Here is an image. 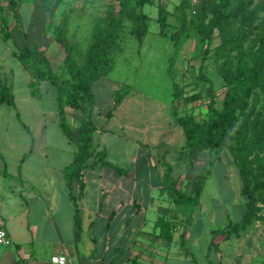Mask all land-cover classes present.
Masks as SVG:
<instances>
[{"label": "crops", "instance_id": "1", "mask_svg": "<svg viewBox=\"0 0 264 264\" xmlns=\"http://www.w3.org/2000/svg\"><path fill=\"white\" fill-rule=\"evenodd\" d=\"M49 29L51 32L52 26L36 6V0H0V216L11 239L6 220L11 204L24 216L31 212H39V219L50 216L53 220L57 216L70 229L68 239L61 241L60 252L66 254V241L78 240L75 209L64 176L76 148L63 131L62 123L68 122V115H74L73 121L81 116H76L71 108L65 116L60 113L56 88L43 87L48 86V81L42 82L41 95H33L34 79L16 56L18 49L28 44L48 48L45 41L49 38ZM4 86L13 97L12 103L1 97ZM97 87L106 86L96 82V101ZM46 94H50L47 99ZM98 101L106 106L101 109L97 104L93 116L95 123L97 113L102 118L96 123L95 145L106 149L108 159L124 165L129 173L119 174L113 168L102 166L84 172L85 189L80 200L82 233L90 231L101 220L102 232L96 228L93 235L96 238L103 235L105 242L86 245L85 252L76 246L70 249L79 259L77 264H85L89 257L91 264H216L215 259L223 254L220 252L225 240L220 238L218 250L208 252L212 230L210 237L202 239L200 234H195L194 224L184 230L179 225L180 229L177 226L169 240L156 226L160 217L179 224L187 217L164 185V162L174 165L173 175L179 178V188L196 179L185 175L192 166H188L183 152L185 137L176 138L181 135L182 127L179 129L172 116L170 102L144 94L127 95L113 115L107 117L112 100L99 94ZM119 115L122 118L118 121ZM74 136L79 138L80 134L74 132ZM116 142L120 143L119 149H115ZM114 149L118 154L112 158ZM201 203L202 197L198 206ZM137 221V226L131 228ZM33 227L37 232L38 226ZM20 235L19 231L14 234L17 242ZM29 259V256L24 259L28 260L26 264H33ZM49 262L50 259L42 264Z\"/></svg>", "mask_w": 264, "mask_h": 264}, {"label": "rangeland", "instance_id": "2", "mask_svg": "<svg viewBox=\"0 0 264 264\" xmlns=\"http://www.w3.org/2000/svg\"><path fill=\"white\" fill-rule=\"evenodd\" d=\"M119 1L36 0V6L45 15L46 21L51 26L60 21L65 10L73 8L72 11L70 10L67 37L72 43H77L78 54L76 59L79 64H82L92 40L95 23L105 15L111 4L119 5ZM219 2L220 0H151L150 3L142 6L137 1H133L135 13L143 10L148 15L149 31L144 41L139 43L135 33L132 32V19L129 18L125 21L117 41L118 44L113 50L115 52L113 70L109 75L103 77V80L97 81V85L106 86L97 87L99 89L97 91V104L100 108H105L106 105L98 101V95L100 94L102 98H106L108 101L112 100L111 105L113 106L114 92L119 89L127 92L128 95L144 94L170 102L174 95V81L184 83L183 79L186 82L196 79L197 69L201 63L199 54L203 43L195 25L199 21V13L205 7ZM238 2L243 4V9L229 27L226 39L222 41L220 34L218 32L215 34L214 45L219 47V60L206 67L209 75L214 80L215 87L221 93L225 91L226 87H239V89L244 87L242 80L229 85L221 75L220 68L225 61H228L231 70L236 68L238 64L236 45L241 36H245L244 48L252 49L255 52L260 48L262 39H264V0H231V5L234 6ZM159 7L164 8L163 12H159ZM204 15L207 17L206 22H208L209 11L206 10ZM48 34L49 38L45 41V43H48L45 46L49 49L54 71L60 79L67 81L70 76L64 64V48L54 40L52 30L50 32L49 29ZM176 38L179 40L177 46L174 43ZM172 59L173 67L172 72H170ZM46 85L48 86H42L50 87L52 84L47 82ZM94 87H96V83ZM206 87L207 84L201 83L202 90ZM49 97L50 94H46L45 98ZM250 101L257 103L258 110H264V107H262L264 106V79L256 88ZM219 106H221V103H219ZM179 108L181 111L184 110L183 103H180ZM85 112H87V108L76 111L78 114L76 116H81L80 118L76 117V121H73L74 115H68V122L78 125L85 117ZM196 112L200 117L205 116L207 107L201 104ZM237 113L242 118L243 112L240 108L237 109ZM121 118L122 116L119 115L118 121ZM95 119L97 124L101 122L102 118H100L99 113L95 115ZM179 127L181 129V126ZM180 131L181 135L176 138L183 140L185 137L183 129ZM97 135L96 141H98ZM230 142L233 143L232 140ZM115 146V149H119L120 143L116 142ZM115 149L111 153L112 158L117 157L118 151ZM132 149L134 150V146ZM203 152H196L194 157L197 164L188 168L185 173L189 178L197 176L204 159ZM252 174L264 178V151L258 154L253 163ZM154 179L157 180L156 173ZM188 184L183 189L193 193L194 182L190 181ZM241 188L242 180L237 162L230 149L226 148L223 150L212 176L207 181L202 194V203L195 208L193 220L189 223L183 220L184 223L179 224L181 229H187L189 225L194 224L193 228L197 232L195 234H200L203 239L208 238V234L212 229L225 227L231 221L240 220L245 210V198L241 193ZM257 194L259 198L258 205L260 206L259 215L264 217V189L259 190ZM18 214L20 212L14 209V204H11L10 214L6 215V220L9 223L8 230L13 238V243L1 251L0 264H26L28 260L24 259L28 256L30 257L29 261L31 260L33 264H42V262L49 260L53 253L60 252L61 241L67 240V233L70 232L66 225L63 226L65 224L63 221H60L57 216L53 220L50 219V216L47 219L45 217L39 219L41 215L39 212H31L25 216ZM172 223H175V221L172 220ZM137 224L138 221L137 223L133 222L130 227L133 228L134 226L135 228ZM33 225L38 226L37 232ZM101 227L102 221L98 220L95 227L90 231H83L76 242L69 243V241H66V244H68L66 254L72 264H77L79 259L69 251L70 249L76 246L79 249L83 248L85 252L86 245L103 244L105 242L103 235H99L97 238L93 235V230L96 228L99 232H102ZM18 231L21 235L17 242L14 234ZM222 252L223 254H220L219 259H215L216 254L213 253L216 264H264V220L254 221L247 229L241 230L238 235H232L225 240L221 246L220 253ZM197 254L201 253L197 252ZM4 255L7 256L1 262ZM90 258L85 260V264H91ZM199 260L203 261L201 258Z\"/></svg>", "mask_w": 264, "mask_h": 264}, {"label": "trees", "instance_id": "3", "mask_svg": "<svg viewBox=\"0 0 264 264\" xmlns=\"http://www.w3.org/2000/svg\"><path fill=\"white\" fill-rule=\"evenodd\" d=\"M133 1H137L142 6L151 2V0H120L119 5L111 4L105 15L94 25L92 40L82 64L76 59L77 43H72L67 37L70 10L72 11L73 8L62 13L60 21L52 26V34L54 40L65 51L64 64L70 76L67 81L60 79L54 71L48 48L38 44H28L16 52L17 58L34 79L31 83L33 95H41V84L48 81L57 90L59 111L64 116L69 108L74 111L87 108L85 117L78 125L73 127L66 120L62 123L63 131L76 148L73 161L65 168L64 176L75 209L77 236L81 235L83 230L80 200L85 189L84 172L89 168L102 166L113 168L119 174L129 173L128 168L108 159L106 149L96 147L94 135L97 125L93 116L97 109L94 84L113 70L115 59L113 50L118 44L125 21L132 19V32L135 33L139 43L144 41L149 31L148 15L143 10L135 13ZM242 9L241 2L232 6L231 0H220L218 4L205 7L199 13V21L195 28L203 46L199 54L201 63L197 69V77L190 82H186L185 79H183L184 83L174 81V95L170 101L172 116L184 131L183 152L188 158V166L196 164L194 157L196 152L204 151V159L194 182L193 193L178 187L179 178L173 175L174 165L164 162L166 166L164 185L170 189L174 203L182 207L180 209L187 216L186 222L193 220L194 210L200 204L207 181L212 176L224 149L229 148L233 154L242 180L241 193L245 198L243 216L238 221L229 222L225 227L212 229L208 252L219 248L220 238L227 240L232 235H238L241 230L247 229L254 221L264 220V217L259 215L257 194L259 190L264 189V178L252 174L253 163L258 154L264 151V110H258L257 103L250 101L264 79V39L255 52L244 48L245 36H241L236 45L238 51L236 68L231 70L228 61L220 66L221 75L229 85L242 80L244 87L241 89L226 87L223 93L219 92L213 78L206 70L208 65L217 62L220 57L219 47L214 45L215 34L218 32L224 41L229 27L241 14ZM163 10V7H159L160 13ZM206 10L210 14L208 22L204 15ZM174 43L177 46L179 40L176 38ZM172 67L173 59L170 63V72ZM201 83L207 84L204 90L201 88ZM127 95L128 93L121 89L114 92V105L109 109L107 117L113 115L114 110ZM1 97L10 103L13 102V97L6 86L1 90ZM200 101L202 102L199 103ZM180 103L185 106L183 111L179 108ZM201 104L207 107L206 115L202 117L196 112ZM238 108L243 112L242 118L237 113ZM74 132H78L80 137L76 138ZM231 140L233 143L230 142ZM253 154L255 155L251 158ZM156 226L161 229L162 236L170 240L171 232L179 227V223H172L171 220L160 217ZM184 235L185 231L182 233V239Z\"/></svg>", "mask_w": 264, "mask_h": 264}, {"label": "built area", "instance_id": "4", "mask_svg": "<svg viewBox=\"0 0 264 264\" xmlns=\"http://www.w3.org/2000/svg\"><path fill=\"white\" fill-rule=\"evenodd\" d=\"M12 243V239L8 234L5 226V221L2 216H0V253L1 251L8 247ZM49 264H72L64 252L53 254L50 257Z\"/></svg>", "mask_w": 264, "mask_h": 264}]
</instances>
